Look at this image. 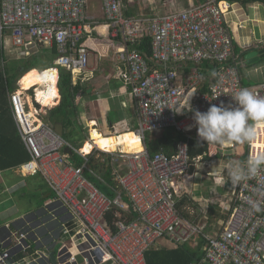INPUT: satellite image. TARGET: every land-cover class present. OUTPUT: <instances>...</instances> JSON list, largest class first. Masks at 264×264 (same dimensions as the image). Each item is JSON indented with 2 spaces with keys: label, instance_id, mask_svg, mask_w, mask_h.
Instances as JSON below:
<instances>
[{
  "label": "built area",
  "instance_id": "2783aa9c",
  "mask_svg": "<svg viewBox=\"0 0 264 264\" xmlns=\"http://www.w3.org/2000/svg\"><path fill=\"white\" fill-rule=\"evenodd\" d=\"M101 1L109 44L121 64L119 76L136 105L134 133L142 150L128 152L118 147L111 152L114 182L108 184L90 166V153L77 149L52 124L41 120L23 92L12 93L14 120L30 155L20 171L24 176L41 175L52 196L41 214L21 218L16 230L6 225L0 264H81L80 256L83 264H147L146 252L158 241L192 245L199 234L205 240L203 257L194 264H264V168L238 185L231 183V195L226 199L214 190L211 203L226 214L217 230L185 217L179 208L178 183L192 165L197 168L203 160V156L191 158L189 143L192 139L206 143L197 134L195 111L206 112L221 103L236 107L233 96L241 88L264 98V81L249 85L242 73L244 51L238 49L228 22L234 4L208 0L132 17L126 15L123 0ZM87 3L0 0L4 47L10 42L22 55H29L38 45L56 47V63L71 71L76 83L89 64ZM145 41L150 43V53L139 48ZM206 63L216 69L204 68ZM168 128L185 138L174 143L171 153L163 148L151 153L147 134ZM211 145L227 162L243 165L264 153V127L251 143ZM66 149L78 154L83 163L76 164ZM95 156L100 158V152ZM86 172L107 184L113 195L103 192ZM111 211L115 219L106 224L105 216Z\"/></svg>",
  "mask_w": 264,
  "mask_h": 264
},
{
  "label": "crops",
  "instance_id": "0c3cea01",
  "mask_svg": "<svg viewBox=\"0 0 264 264\" xmlns=\"http://www.w3.org/2000/svg\"><path fill=\"white\" fill-rule=\"evenodd\" d=\"M129 1L128 3L124 1V4L126 6L125 13L128 14V12H130L132 15L130 14L129 15L132 17H145L146 15H144L145 13H143L144 11L154 15L155 13H157V10L163 11L162 6H165L166 8L173 7L169 11H174L177 9H181L183 7H187L191 3L202 2L203 0H166L165 2L164 0L163 1L159 0V3L161 6L157 4L158 3L157 0H145L149 3V6L147 5L146 7L141 6L137 0H133L131 3ZM232 3L234 4L233 8L235 9V11L231 12L228 15V20H229L228 22L232 29V34L234 35L235 43L238 49H242V51L248 50V52L253 51V50L264 49V5L259 2H251V3L243 4L242 2L237 1V2H232ZM134 4L140 5V9H143L141 11L142 14L133 10V7L135 6ZM100 8L101 10H98L96 12L93 11L92 10V0H88L87 6H86V16L88 18L87 23L89 25V28L88 30H86V33H85V40H86V44L89 46V51H90L89 58L90 57L92 58V59L90 58L91 64L90 65L88 64L87 70L84 73L80 74L79 77H77L76 83L73 79V74L70 71L72 75V84L75 86L80 82L83 89H85L84 91L82 89V92H79L76 95V105L79 110V122L82 126L80 129H77L75 131L74 135L81 132L80 137H85L86 141H91L90 134L92 133L91 129L93 126V125L91 126V124L93 122H94L93 129H96L103 136L104 139H105L104 135H107V136H110L112 134L120 135L121 133L125 131L135 132V129L137 128V124H138L136 105L131 97L130 89L125 84L123 79L120 78L119 76V71L121 70V67H120L121 64L115 58L114 47L111 44H109L110 42L109 36H108L109 26L107 24V19L103 11L102 1H101ZM148 8H150V11ZM169 11H166V12H169ZM1 41H2L1 46L3 47L4 40L1 39ZM9 44L11 43L9 42ZM40 47H42V49L43 48L51 49L52 51L50 52V54L54 55L53 64L51 66L45 67L44 65L46 63L45 64L41 63V65L45 67V69H43L42 72L46 69L53 70L54 67H55L54 70L57 69L56 71H57L58 76H57L56 84H57L59 95L55 99L56 104L44 106L42 101L38 99L37 89L39 88L45 89V84H43L42 86L38 85L34 87L35 90H32V91L31 89H24L23 93L25 94L24 91H26V93L27 91H29L30 93L28 97L29 101L30 102L32 101L34 105H36L38 108H40L38 105L49 108L48 110V113H49L51 109L55 108L56 106L60 104L61 99H62L61 91L59 88V81H60L61 69H63L64 67H61L60 65L56 63L57 56H58L56 47H49V46H44V45L38 46V48ZM38 52L39 51H37V49H34L33 51L32 50L30 51L29 55H22L21 52H19V54L23 56L25 60V58H28L31 55H35ZM243 62L244 63L247 62L245 56L243 58ZM243 66H245V64ZM37 69L41 71L40 68H37ZM66 70L68 71V69ZM36 106L32 109L39 112ZM99 124L101 125V127H99ZM64 132H65V128H64ZM74 135L70 137V133H69L70 138H67L64 135L63 136L73 146L76 145L79 147L81 145V143L79 142L80 137H77L75 135V138H73ZM115 138L116 137H114L113 139ZM116 139L122 141L119 143L116 142L117 148L118 146H121V145H122V148L127 145L125 140L121 138H116ZM104 143L106 142L104 141ZM65 152L69 153L68 150H65ZM220 160H221L220 162L224 161V159H220ZM206 164L208 163L206 162ZM108 167H110L109 162H107L106 168H104L103 170H97L98 174L106 180L108 177L107 173L109 176L110 174L112 176V170H108L107 169ZM14 172L15 174L8 172V173H5L4 175L0 174V176L2 175L7 179L8 177L13 178L12 176L14 177L19 176L22 178L28 177V176H24V174L18 168L14 169ZM207 173L210 174V172H207ZM220 174H221L220 171H216L214 172L213 177L214 175H220ZM89 175L92 176L90 173L87 174L88 177ZM38 177L40 180L44 182L45 185L49 187V185L47 184V182L41 175ZM22 182L24 181L20 180L18 183H22ZM18 183L8 185V186L1 188L0 214L7 213L8 212L7 210L9 208H11L12 206H15L14 197H16L18 193L17 191L18 187H15V186ZM22 185L26 187L27 184L25 182ZM190 187L191 186L188 185V191L190 192L189 194L190 197L198 198L202 196L201 194L200 196L196 195L197 197H195L194 196L195 194L193 195L192 193V187L191 189ZM214 195L215 194L212 192L209 198L206 196L205 198L198 199V200H205V203L207 204L204 206H207V208L210 207L209 208L210 215L214 214L215 210L217 211V208H218L217 204H212L210 201L211 198L214 197ZM9 203L11 204L8 207ZM218 210L221 213V209L218 208ZM41 212H42L41 209H39L29 214H22L21 216H18L17 218L15 217L13 221L5 222V224L2 226L0 225V245H2L1 242L3 241V238H5V236L8 233V229L6 227L7 224H11V229L14 231L20 226L21 218L28 217L31 215L38 216V214H41ZM221 214L219 215L221 216ZM163 240L165 239L158 241L155 246L156 247L165 246L168 248L177 247V245H175L172 242L170 243V241L168 240H165V241L169 244H165L162 242Z\"/></svg>",
  "mask_w": 264,
  "mask_h": 264
},
{
  "label": "trees",
  "instance_id": "16d2710c",
  "mask_svg": "<svg viewBox=\"0 0 264 264\" xmlns=\"http://www.w3.org/2000/svg\"><path fill=\"white\" fill-rule=\"evenodd\" d=\"M206 1L208 0L205 1L203 0L202 2H206ZM229 1L230 2L240 1L243 4H247L251 2H259L264 5V0H229ZM129 14L132 15L130 12H128V14L126 15L130 16ZM149 41H145L139 44V48L141 50H145L146 52L150 53ZM51 51H52L51 49L43 48L41 52L35 55H31L30 57L25 58V60L23 56L17 57L11 55L12 58L9 61L7 57L8 53H6L5 49L0 44V174L2 175H4L7 170H12L16 168L20 169L21 165L30 159V155L24 143L22 142L18 129L16 127V123L13 116V110H12L11 95L15 91H17L18 81L27 72L37 68H40L42 72V70L45 69L46 66L44 67L41 65V61L43 59L44 60L46 59V63L48 67L53 64L54 55L50 54ZM247 52L248 50L243 52L242 58H244ZM6 59L8 60L7 64L4 63ZM207 67L214 70L216 69V66H212L209 63H206L204 65V68ZM59 88L62 95L61 102L58 106L51 109L48 115L44 119L45 121L50 122L52 124L62 123L64 125L65 130L67 129L68 132L70 133V137H72L75 131L77 129H80L82 126L79 122V110L76 105V95L79 92H82L83 87L80 82L74 86L72 84L71 72L63 68L61 69ZM84 90L85 89H83V91ZM38 106L40 107V105ZM75 135L77 137H80L81 132ZM75 135L73 138H75ZM105 137L107 138L116 137L125 140V142L127 143V145L125 146L126 150L129 149L130 147H135L136 149H142L141 142L138 137H135L134 132L125 131L120 135L112 134L110 136H105ZM184 138H185V134L181 132H177L174 128H168L162 133L159 134L153 133L148 135L146 137V146L151 153H155L159 151L161 148L171 153L174 151V143ZM79 139L81 145L86 140L85 137H80ZM189 153L192 159L198 156H203V160H207V159L211 160L217 157L220 159H225L222 158L221 154L217 152L216 146L193 139L189 143ZM73 160L78 165H80L83 162L82 158L77 154H74ZM90 165L96 171L103 170L104 168H106L107 162L105 161L94 162L93 159L91 158ZM107 169L111 170L110 167H108ZM195 171H196V167L192 165L189 173L184 177V180L178 183L177 189H178V193L181 195V200L179 201V208L183 204L187 203V200L191 198L189 196L190 192L188 191V185L191 186L192 177ZM107 176H108L107 180L111 182L112 181L111 174L109 176L107 173ZM89 177L93 179L92 176L89 175ZM109 193L113 194V192H109ZM51 195H52V191H51ZM125 199L128 201L126 196ZM184 216L188 217V215L185 214ZM114 219H115V214L113 211H111L106 214L105 223L110 224ZM199 243H200L199 247H197L198 244L195 245L196 248H191L189 244H180L177 245V247H173V248H168L165 246L162 247L154 246L152 249L146 252L147 264L198 263L202 260L203 257L202 248L205 243L203 237L199 239ZM202 264H211V263L203 261Z\"/></svg>",
  "mask_w": 264,
  "mask_h": 264
},
{
  "label": "rangeland",
  "instance_id": "374dc122",
  "mask_svg": "<svg viewBox=\"0 0 264 264\" xmlns=\"http://www.w3.org/2000/svg\"><path fill=\"white\" fill-rule=\"evenodd\" d=\"M126 3H128L129 0H124ZM133 0H130L129 2L131 3ZM141 6L146 7L147 5L149 6V3L145 0H137ZM163 1V0H162ZM166 0H164L165 2ZM158 2V3H157ZM157 4L159 6V0H157ZM101 5V1L100 0H92V10L93 11H98L101 10L100 8ZM135 6L133 7V10L136 12L141 13V11L143 9H140V5L138 4H134ZM162 10L163 11H159L157 10V13H165L166 11H169L171 8L173 7H165L162 6ZM150 11V8H148ZM147 9V10H148ZM160 9V8H158ZM145 13L144 15L146 16H151L152 14L148 13V12H143ZM142 14V13H141ZM6 38L5 42H7ZM0 44L2 45V41H1V37H0ZM7 47L5 49L6 53H8L7 57L8 60L10 61L12 56H17V57H21V55L19 54V48L14 49L13 46H11L9 43H7ZM40 46V45H38ZM37 47H33L31 50L33 51L34 49H37V51L41 52L42 47L38 48ZM42 46V45H41ZM38 52V53H39ZM91 58V57H90ZM89 58V65L91 64V60ZM92 59V58H91ZM8 60L6 59V61L4 62L5 64L8 63ZM42 64L46 63V59L41 61ZM245 66L242 67V73L243 76L245 78V82L249 85H255L258 82H261L264 80V58H262L260 61L253 63V64H247V62L244 63ZM47 66V63L44 65ZM20 81L19 83H17V87H18V91L19 93H22L23 91L21 90L20 87ZM35 90V89H34ZM29 91H25V95L24 97L26 98V101L28 102V106L31 108L35 107L34 103L31 101H29ZM27 96V97H26ZM44 105V104H43ZM45 106V105H44ZM32 111H34V109H31ZM49 108L47 107H42L40 106V108H38V111L41 113L42 117H46L47 113H48ZM94 123V122H93ZM91 124L92 129L94 128V124ZM99 127H101V125L99 124ZM64 136L65 137H69V132L66 129L64 132ZM91 136V134H90ZM92 139V136H91ZM102 139L104 140L103 136ZM113 139V138H112ZM93 140V139H92ZM114 142H122L118 139H113ZM94 142L92 143V141H87L90 142L92 144L97 143L98 145H101V143L98 141V139L93 140ZM86 142V143H87ZM75 147L77 148L78 146L75 145ZM83 151V150H82ZM84 152V151H83ZM99 152V150H96L94 152L93 155H96ZM106 154V153H105ZM109 155V154H108ZM220 158H213L211 160H202L199 164H197V168L196 171L193 174L192 177V193L195 197H197L196 195L200 196L202 194V196L198 197V198H193L191 197L190 199L187 200V203L183 204L180 207V211L185 214L188 215L187 218H190L191 220L197 222V223H201V224H207V226L210 228V230H217L219 227V223L222 219H224L223 217L226 216V214H221L217 208V211L215 210V213L210 215L209 214V208H207L206 205L207 203H205V200H198V199H202L205 198L206 196L209 198L211 193H214V190L220 194V197H223L224 199H226L228 196L231 195V182L229 181L228 177H227V167L226 165H228L229 163L227 162V160H224L223 162H220ZM94 162H98L96 160H94ZM107 162V160H106ZM206 162L208 164H206ZM219 162V163H218ZM220 171V175H215L213 177L214 172L216 171ZM13 173L14 169L12 170H7L6 173ZM207 172H210V174H208ZM5 178L4 176H0V191L1 188L8 186V185H12L15 183H18L20 180H23L24 182L22 183H18L15 187L17 188V196L14 197V201H15V206H12L11 208H9L7 211V213L5 214H0V225H4L5 222H11L13 221V219L18 216H21L22 214H29L33 211L39 210V209H43L47 200L52 196L51 195V190L50 188L44 184V182L42 180L39 179L38 176H31V177H14L12 176ZM214 178V180H213ZM106 180V179H105ZM93 181L99 185V187L106 192L107 194H110L109 192H111V189L108 187L107 184L101 182L98 178H94L93 177ZM26 182V187L23 186L22 184H24ZM224 185L226 187H224ZM196 190V191H195ZM216 193V195H217ZM7 195V194H6ZM1 199V198H0ZM211 201V200H210ZM11 203L8 204V207L10 206ZM221 209V208H220ZM221 214V216L219 215ZM200 234L196 235L195 237H193L192 239V245H189L191 248H196V244L198 243L199 239H200ZM165 244H169L167 243L165 240L162 241ZM67 243L69 245H71V242L68 240ZM171 243V242H170ZM201 243V242H200ZM200 243H198L197 247H199ZM61 244V241H59L58 245L56 246L55 251H57L59 245ZM79 261L81 262V264H83L84 258L83 256H80ZM111 264V263H109Z\"/></svg>",
  "mask_w": 264,
  "mask_h": 264
},
{
  "label": "clouds",
  "instance_id": "9594fccd",
  "mask_svg": "<svg viewBox=\"0 0 264 264\" xmlns=\"http://www.w3.org/2000/svg\"><path fill=\"white\" fill-rule=\"evenodd\" d=\"M3 48L6 49L4 45H3ZM34 87L31 88V90H34ZM233 99L236 102V105H237L236 107L225 106L223 103H221L220 105L210 106L206 112H200L198 110L195 111L194 119L197 125V134L202 141L208 144L226 145L229 143H239V144L251 143L257 138V133H258L259 128L264 127V98L254 94L251 90L247 88H241L233 96ZM182 110L183 109H180L179 112H181ZM188 110L190 111L192 110L191 105L188 108ZM38 114H39V118L45 121L44 117L41 116V113L38 112ZM47 123H50V122H47ZM55 124H52L54 128H55ZM163 131L153 132V133L159 134V133H162ZM153 133H148L147 136ZM91 141L92 143L94 142L92 139ZM82 145L77 147V149H82L81 147ZM93 146L94 147L92 148V152L99 150L101 156L100 158H97L95 155H93L94 153L92 154L91 152L89 154L90 159L92 158L93 161L96 160L98 162L99 161L106 162L107 160L112 170V165H111L112 153L111 152H114V151H105L104 149H100L95 144H93ZM118 147H122V145ZM95 148L97 149L95 150ZM68 152L69 154H71V158L73 159V156L76 153L75 152L72 153L70 151ZM226 167H227L228 179L231 181L233 185H238L239 183L247 179L255 177L257 173L261 170V168H264V153L250 157L248 161H246L243 165L239 161H233V162H230L228 165H226ZM86 174H89V173L86 172ZM36 176H40V175H36ZM105 181L108 184H112L114 182V179H112L111 182H109L108 180H105ZM110 195H113V194H110ZM254 207L256 211H261V209L258 206H254ZM51 253H54V252L52 251L50 252V254Z\"/></svg>",
  "mask_w": 264,
  "mask_h": 264
},
{
  "label": "bare ground",
  "instance_id": "6f19581e",
  "mask_svg": "<svg viewBox=\"0 0 264 264\" xmlns=\"http://www.w3.org/2000/svg\"><path fill=\"white\" fill-rule=\"evenodd\" d=\"M57 70V69H56ZM56 70H45L43 72L39 71L38 69H32L28 73H26L20 80L21 90L24 89H31L34 86L43 85L45 84V89H37V95L38 99L42 101V103L45 106L54 105L56 97H58V88H57V71ZM25 92V91H24ZM32 109V108H31ZM91 136L93 140L98 139V141L102 145H98L97 143H94L97 145L100 149H104L105 151H115L117 149L116 142L112 138L102 139V135L96 130L93 129ZM135 137H138L135 135ZM104 141L106 143H104ZM93 144L90 142L85 143V145L82 147V150L85 153H91ZM124 150L125 147H123ZM142 149H136L135 147H130L126 151L133 152V151H141Z\"/></svg>",
  "mask_w": 264,
  "mask_h": 264
},
{
  "label": "water",
  "instance_id": "95a60500",
  "mask_svg": "<svg viewBox=\"0 0 264 264\" xmlns=\"http://www.w3.org/2000/svg\"><path fill=\"white\" fill-rule=\"evenodd\" d=\"M245 58H246L248 64L256 63V62L260 61L262 58H264V49L249 51L245 55ZM55 129L60 134H62V135L64 134V125L62 123H56ZM50 256H51L53 262H55L54 253H51Z\"/></svg>",
  "mask_w": 264,
  "mask_h": 264
}]
</instances>
